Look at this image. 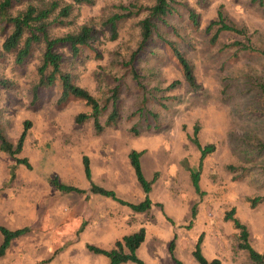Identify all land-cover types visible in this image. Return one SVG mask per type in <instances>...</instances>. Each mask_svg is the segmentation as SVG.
<instances>
[{"label":"rangeland","instance_id":"obj_1","mask_svg":"<svg viewBox=\"0 0 264 264\" xmlns=\"http://www.w3.org/2000/svg\"><path fill=\"white\" fill-rule=\"evenodd\" d=\"M133 1L75 4L70 25L54 30L73 31L83 23L94 30L91 45L82 47L67 68L74 84L105 105L100 123L116 88L117 118L99 132L90 118L74 122L77 113L90 109L70 95L60 100L58 83L33 95L39 49L20 64L12 53L0 54V81L6 83L0 85L1 130L14 143L23 121L29 122L16 155L27 162L16 163L0 151V226L22 229L0 255V264H109L86 245L110 249L116 239L139 228L144 238L135 255L144 264H198L190 252L199 237L205 259L254 264L237 248V231L223 219L232 207L246 226L250 245L264 254V148L258 147L264 143V92L257 85H264V0H176L158 34L189 62L199 85L195 90L158 36L133 59L141 87L132 80L128 60L137 47L136 22L143 14L122 20L113 38L106 20L119 4ZM188 7L198 15L196 25L187 17ZM217 11L246 39L224 31L211 44L216 26L209 32L205 27ZM232 41H248L255 50L229 47ZM194 124L199 144L214 145L200 162L190 141ZM132 150L140 152L141 173L150 181L151 205L144 212H133L112 197L59 190L50 182L55 176L62 185L87 191L96 185L117 199L138 203L144 193L129 163ZM82 156L88 159V176ZM196 171L197 192L190 180Z\"/></svg>","mask_w":264,"mask_h":264},{"label":"trees","instance_id":"obj_2","mask_svg":"<svg viewBox=\"0 0 264 264\" xmlns=\"http://www.w3.org/2000/svg\"><path fill=\"white\" fill-rule=\"evenodd\" d=\"M92 0H0V54L12 53L15 63L20 64L26 58L31 56L36 49L40 50L39 62L35 68L36 82L33 86V95L38 88L49 87L58 83L60 94L59 99L64 100L69 95L82 100L89 107V113H77L74 122L81 123L86 118L91 119L92 127L95 132H99L104 126L115 123L117 118L116 99L117 90L112 89L107 101H110L111 109L106 115L103 123H100L98 116L105 105H100L96 98L93 97L86 89L73 83L71 72L68 70V61L75 58L82 47H89L94 38V30L88 24H81L73 31L54 32L70 25V15L73 5L90 4ZM177 4L176 0H153L150 5H139L136 0L127 3V5L119 4V10L111 14L107 18V25L111 38L115 36L117 25L124 19L130 17H138L143 14L137 22L138 43L136 49L131 53L128 63L133 64L135 55L146 46L154 36L168 46L172 55L176 59L183 75L185 83L195 90L199 87L196 83L191 66L187 59L182 55L173 42L164 39L158 34V28L165 25L166 17L172 14ZM186 7V6H185ZM197 13L190 7L187 8V17L191 23L197 24ZM215 30L210 34L209 42L213 44L220 32L233 31L242 35L244 39V31L237 28L234 24L227 23L220 11L216 13V19L209 21L205 27V31L209 32L213 27ZM228 46H236L239 50L254 51L255 48L246 41H232ZM131 78L137 86L141 87L136 69L131 66ZM173 81L170 85H174ZM0 81V85H5ZM260 90L264 92V85L257 83ZM29 126L27 120L23 121L21 131L14 143L8 141L0 127V151L12 157L16 163H26L25 157H17L20 152L26 130ZM198 126H192V136L190 141L199 150V162L202 158L214 150L212 143L200 145L196 132ZM258 147L264 148V143ZM139 151H130L128 154L129 163L132 167L134 176L141 186L144 198L138 203H129L117 199L112 191L91 185L87 190L73 188L60 184L56 177L50 179L51 184L59 190L71 191L84 194L87 197L88 192L106 197H112L123 205H127L133 212H144L150 205L151 201L147 196L150 187V181L146 180L141 173L139 164ZM81 163L86 176L89 174L88 159L82 156ZM190 180L195 192L198 191V171L190 174ZM258 197L251 199V205L258 201ZM224 220L231 222L233 228L237 231V248L246 252L248 259L254 264H264V254L257 252L249 243L248 231L246 226L234 216V208H230L223 215ZM22 229L8 230L0 226L2 240L0 242V255L4 253L10 240L18 236ZM144 238L143 228H139L136 232L123 235L120 239L113 242L110 249H102L93 245H86V248L95 254H101L108 258L109 264H119L130 261L135 264H144L136 255L135 250ZM190 252L192 257L198 264H220L217 258L205 259L199 252L198 244ZM172 243L169 252L172 253ZM174 258V257H173ZM172 258V259H173ZM174 260V259H173ZM177 262V260H174Z\"/></svg>","mask_w":264,"mask_h":264},{"label":"crops","instance_id":"obj_3","mask_svg":"<svg viewBox=\"0 0 264 264\" xmlns=\"http://www.w3.org/2000/svg\"><path fill=\"white\" fill-rule=\"evenodd\" d=\"M87 197H88V195H87Z\"/></svg>","mask_w":264,"mask_h":264}]
</instances>
